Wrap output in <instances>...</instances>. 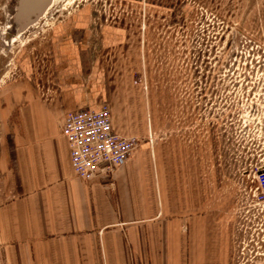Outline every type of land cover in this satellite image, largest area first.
I'll return each instance as SVG.
<instances>
[{"label": "rangeland", "instance_id": "1", "mask_svg": "<svg viewBox=\"0 0 264 264\" xmlns=\"http://www.w3.org/2000/svg\"><path fill=\"white\" fill-rule=\"evenodd\" d=\"M19 2L0 0V140L16 87L56 83L59 25L86 23V52L117 90L112 116L138 149L201 139L229 264H264V0H53L18 34Z\"/></svg>", "mask_w": 264, "mask_h": 264}, {"label": "crops", "instance_id": "2", "mask_svg": "<svg viewBox=\"0 0 264 264\" xmlns=\"http://www.w3.org/2000/svg\"><path fill=\"white\" fill-rule=\"evenodd\" d=\"M58 33L56 83L32 75L7 103L0 140L4 264H229V234L208 212L207 166L196 162L201 139L198 147L169 139L166 154L143 146L112 179L75 175L65 116L98 109L116 89L86 52V23L61 24ZM112 119L116 132L135 136Z\"/></svg>", "mask_w": 264, "mask_h": 264}, {"label": "built area", "instance_id": "3", "mask_svg": "<svg viewBox=\"0 0 264 264\" xmlns=\"http://www.w3.org/2000/svg\"><path fill=\"white\" fill-rule=\"evenodd\" d=\"M76 176L90 181L98 177L113 178L118 166L124 164L141 146L136 136H125L114 130L108 102L98 109L85 107L69 111L62 127ZM258 192L264 199V168L257 172Z\"/></svg>", "mask_w": 264, "mask_h": 264}, {"label": "water", "instance_id": "4", "mask_svg": "<svg viewBox=\"0 0 264 264\" xmlns=\"http://www.w3.org/2000/svg\"><path fill=\"white\" fill-rule=\"evenodd\" d=\"M53 0H20L16 13V32L31 25L52 3ZM32 2V4H31ZM32 5V6H31Z\"/></svg>", "mask_w": 264, "mask_h": 264}, {"label": "bare ground", "instance_id": "5", "mask_svg": "<svg viewBox=\"0 0 264 264\" xmlns=\"http://www.w3.org/2000/svg\"><path fill=\"white\" fill-rule=\"evenodd\" d=\"M31 4H32V2H31ZM31 6H32V5H31ZM43 12H44V11H43ZM40 15H41V14H40ZM40 15H39V16H40ZM35 21H36V20H35ZM35 21H34V22H35ZM33 24H34V23H33ZM31 25H32V24H31ZM31 25L25 26V27H24L23 29H21L19 32L21 33L22 31H24L27 27H29V26H31ZM20 33H18V34H20Z\"/></svg>", "mask_w": 264, "mask_h": 264}]
</instances>
